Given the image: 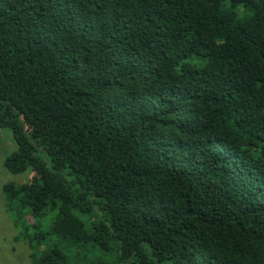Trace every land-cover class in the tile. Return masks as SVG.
<instances>
[{
	"label": "trees",
	"instance_id": "16d2710c",
	"mask_svg": "<svg viewBox=\"0 0 264 264\" xmlns=\"http://www.w3.org/2000/svg\"><path fill=\"white\" fill-rule=\"evenodd\" d=\"M0 129L29 264H264V0H0Z\"/></svg>",
	"mask_w": 264,
	"mask_h": 264
},
{
	"label": "rangeland",
	"instance_id": "374dc122",
	"mask_svg": "<svg viewBox=\"0 0 264 264\" xmlns=\"http://www.w3.org/2000/svg\"><path fill=\"white\" fill-rule=\"evenodd\" d=\"M17 150V145L9 129H0V264H29L31 262L32 248L28 239L14 224L13 215L8 210L6 196L3 188L8 183L22 185L28 182L33 173L27 171L22 174H13L6 169L5 159ZM49 218L44 220L42 231L49 232L46 227ZM29 218V223L33 224ZM31 235L36 234V230L29 231ZM49 242L44 243L46 247L50 242L55 241V237L48 235Z\"/></svg>",
	"mask_w": 264,
	"mask_h": 264
}]
</instances>
